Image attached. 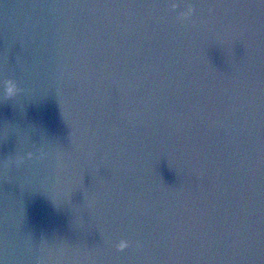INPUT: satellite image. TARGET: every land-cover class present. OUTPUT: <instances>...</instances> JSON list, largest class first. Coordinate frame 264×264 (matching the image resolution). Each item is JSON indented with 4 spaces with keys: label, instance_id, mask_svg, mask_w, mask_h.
Masks as SVG:
<instances>
[{
    "label": "water",
    "instance_id": "water-1",
    "mask_svg": "<svg viewBox=\"0 0 264 264\" xmlns=\"http://www.w3.org/2000/svg\"><path fill=\"white\" fill-rule=\"evenodd\" d=\"M226 205L221 0H0V264H225Z\"/></svg>",
    "mask_w": 264,
    "mask_h": 264
},
{
    "label": "clouds",
    "instance_id": "clouds-1",
    "mask_svg": "<svg viewBox=\"0 0 264 264\" xmlns=\"http://www.w3.org/2000/svg\"><path fill=\"white\" fill-rule=\"evenodd\" d=\"M192 9H188L185 13H183L182 15H185V16H187V15H191V13H192ZM19 91V89H18V86H17V84L14 82V81H12V80H9V81H7L6 82V84H5V93H6V95L8 96V97H13V96H15L16 94H17V92ZM13 162H15V163H19V162H21V161H19V160H17V161H13ZM128 246V244H127V241H121L118 245H117V247L119 248V249H124L125 247H127Z\"/></svg>",
    "mask_w": 264,
    "mask_h": 264
}]
</instances>
